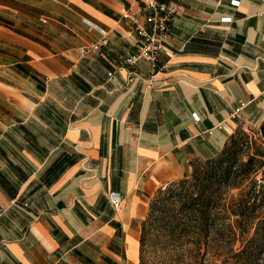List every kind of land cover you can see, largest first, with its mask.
I'll list each match as a JSON object with an SVG mask.
<instances>
[{
  "label": "crops",
  "instance_id": "1",
  "mask_svg": "<svg viewBox=\"0 0 264 264\" xmlns=\"http://www.w3.org/2000/svg\"><path fill=\"white\" fill-rule=\"evenodd\" d=\"M164 1L156 68L118 71L139 0H0V264H139L159 188L240 127L264 141V0Z\"/></svg>",
  "mask_w": 264,
  "mask_h": 264
},
{
  "label": "trees",
  "instance_id": "2",
  "mask_svg": "<svg viewBox=\"0 0 264 264\" xmlns=\"http://www.w3.org/2000/svg\"><path fill=\"white\" fill-rule=\"evenodd\" d=\"M148 222L192 231L197 241L215 225L216 235L227 233L235 246L218 264H255L264 248V141L237 129L216 156L194 162L190 176L159 188L140 225L139 264Z\"/></svg>",
  "mask_w": 264,
  "mask_h": 264
},
{
  "label": "rangeland",
  "instance_id": "3",
  "mask_svg": "<svg viewBox=\"0 0 264 264\" xmlns=\"http://www.w3.org/2000/svg\"><path fill=\"white\" fill-rule=\"evenodd\" d=\"M238 129L251 138L260 139L258 132L253 127L245 126ZM214 226L210 225L201 241H197L196 233L192 231L180 229L168 231L164 229V225L157 228L148 222L143 253L144 264H218L220 261L228 262L233 256L232 250L235 246L230 244L227 233L223 238L216 235ZM255 264H264V248Z\"/></svg>",
  "mask_w": 264,
  "mask_h": 264
},
{
  "label": "built area",
  "instance_id": "4",
  "mask_svg": "<svg viewBox=\"0 0 264 264\" xmlns=\"http://www.w3.org/2000/svg\"><path fill=\"white\" fill-rule=\"evenodd\" d=\"M139 8L137 12L126 9L121 18L128 21L136 39V49L133 53L125 55L121 58L117 65V70H132L140 60H148L153 69L157 66L159 54L163 50V44L169 37L171 32V22L175 9L168 5L164 0H139ZM232 4H237L233 1ZM226 22L230 18L221 19ZM108 45L107 37H102L96 43L90 44L78 49L79 53L84 56L90 53H97L102 47ZM184 49V45L180 47V51ZM113 72L108 73V78ZM131 74L134 75L133 72ZM242 106V104H241ZM236 110L232 116H235ZM109 201L114 209L120 208L122 204L121 196L118 192L109 193Z\"/></svg>",
  "mask_w": 264,
  "mask_h": 264
}]
</instances>
